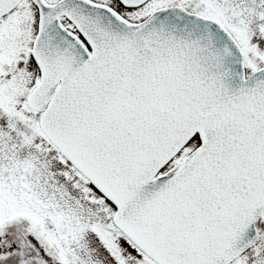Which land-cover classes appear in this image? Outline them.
<instances>
[{
	"label": "snow or ice",
	"instance_id": "1",
	"mask_svg": "<svg viewBox=\"0 0 264 264\" xmlns=\"http://www.w3.org/2000/svg\"><path fill=\"white\" fill-rule=\"evenodd\" d=\"M0 264H264V0H0Z\"/></svg>",
	"mask_w": 264,
	"mask_h": 264
}]
</instances>
